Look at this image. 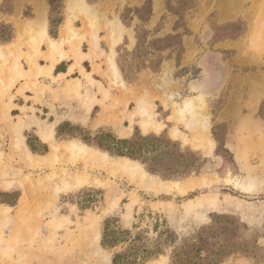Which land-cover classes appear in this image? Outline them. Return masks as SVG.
Returning a JSON list of instances; mask_svg holds the SVG:
<instances>
[{
    "label": "rangeland",
    "instance_id": "rangeland-1",
    "mask_svg": "<svg viewBox=\"0 0 264 264\" xmlns=\"http://www.w3.org/2000/svg\"><path fill=\"white\" fill-rule=\"evenodd\" d=\"M153 3L154 16L148 24L136 26L131 43L108 49L97 65L86 66L98 75L93 73L95 81L90 75L82 81L71 79L70 72L88 58L81 52L88 51L89 40L74 29L73 37L62 44L65 56L63 52L52 60L71 57L73 66L65 77L54 78L46 67L47 42L41 41V51L34 54L31 39L20 29L30 23L26 0H0V24L13 29V39L0 44V193L19 192L15 205L0 203V264H111L112 255L125 250L129 241L118 238L115 247H102L105 220L112 219L115 229L129 231L126 238L139 235L148 242L156 236L159 222V229L167 226L179 243L209 224L214 213L238 219L247 227L240 229L239 236L250 240V255L233 254L221 264H264V0ZM15 7L19 12L10 18ZM87 9L85 13L76 8L72 19L81 16L92 24ZM61 12L58 4L49 15L54 19ZM109 13L128 21L133 10ZM138 14L143 21L149 18L145 7ZM81 17L75 18V27ZM136 32L143 38L139 51L154 54L146 62L161 59L158 70L136 67L138 60L131 56ZM162 38L166 40L154 43ZM118 55L125 60L127 81L117 67ZM31 59L42 65L37 75ZM14 63L19 74L13 71ZM25 91L32 97H25ZM259 95L263 96L261 109L255 118H245L246 101ZM188 101L196 102L198 126L177 119L189 117L184 109ZM138 104L157 127L140 126V117L132 115ZM63 122L79 125L92 135L102 129L127 138L135 128L142 134H161L179 142L182 150H192L200 171L164 180L137 160L110 155L79 138H55V129ZM8 123L21 124L17 140L26 157L32 163L38 158L46 163L27 164L10 151L13 138ZM198 127L212 141L210 148ZM119 128L127 131L126 136H119ZM41 129L52 133L50 142L40 139ZM27 140L38 150L46 144L47 152L32 153ZM80 146L94 155V163L71 154L70 149ZM104 155L101 162L98 157ZM124 162L137 167L132 176L119 170ZM78 177L89 179L75 184L73 179ZM170 250L166 247L164 254L145 264H169Z\"/></svg>",
    "mask_w": 264,
    "mask_h": 264
},
{
    "label": "trees",
    "instance_id": "trees-1",
    "mask_svg": "<svg viewBox=\"0 0 264 264\" xmlns=\"http://www.w3.org/2000/svg\"><path fill=\"white\" fill-rule=\"evenodd\" d=\"M63 1L47 0L50 12L58 4L62 8ZM144 7L150 14V0H147L142 7L134 10L140 20L142 19L138 13ZM61 19L62 16L52 19L51 15H49L48 34L50 37L56 38L57 31H52V27L56 25L57 29ZM120 19L125 22L124 17L120 16ZM0 29H2L3 33V35L0 34V44L9 43L13 39L12 27L0 24ZM166 38L156 39L154 43L162 42ZM142 40V36L136 32V47L131 56L138 60L139 64L136 67L139 70L150 68L156 71L162 61L159 58L156 61L150 59V64L146 62L148 57L154 54L139 51ZM158 51L161 52L162 49ZM124 62L123 60L120 61L118 55L116 60L117 67L127 81L128 76H126ZM127 70L131 71L128 68ZM55 138H79L84 143L106 151L110 155L137 160L144 165L148 172L158 174L164 180L184 178L200 171L199 159L192 150H182L179 142L172 141L161 134H142L137 128H135L130 137L119 138L111 132L102 129L92 135L79 125L63 122L56 127ZM34 139L41 143L36 137ZM26 144L34 154L42 155L47 152L46 144H41V149L39 150L33 147L29 140H27ZM0 195L2 196L0 203L13 206L19 197V192L13 190L1 192ZM111 222L112 219H108L103 223L101 246L113 248L120 241L117 240L118 238H125V241H129L125 250L115 252L112 255L111 264H145V262L164 254L166 247L171 248L169 251V264H221L230 255L237 253L250 255L251 253L249 250L250 240L239 236L240 229L246 230L247 227L235 217L226 214H211L209 224L201 227L191 237L185 238L179 243L176 242L177 237L174 231L167 226L159 229V222H156V227L154 228L156 236L150 242L141 241L139 235H135L131 239L129 237L126 238L125 235L129 231L115 229L111 226ZM254 243H256V240Z\"/></svg>",
    "mask_w": 264,
    "mask_h": 264
},
{
    "label": "crops",
    "instance_id": "crops-1",
    "mask_svg": "<svg viewBox=\"0 0 264 264\" xmlns=\"http://www.w3.org/2000/svg\"><path fill=\"white\" fill-rule=\"evenodd\" d=\"M71 1L72 0L63 1L62 12H61L62 19L59 26L56 29L57 31L56 38H61L62 36V38L59 41H62L63 44V42H65L66 40H70L73 37V33L77 32L79 35L83 36L82 38L84 40L86 41L89 40L90 46L88 47V51L81 52L82 54L85 55L88 54L89 55L88 58L87 57L83 58L79 63H77V66L73 67V70L70 72L72 75H74L71 77V79H78L82 81L87 80L86 78L87 75H90V78L95 81V78L93 77V73L95 75H98L97 72L93 71L91 73V71L87 69L86 66L93 67L94 66L93 63L97 65V61L98 60L101 61L103 55L107 54L108 49L111 48L113 50H116L118 46L130 42L131 38L134 37L135 29L137 28L136 26L140 24H144V25L148 24L151 18L155 14V4L153 3V0H150V14H149V18L145 21L140 20L138 16L135 14L134 10L142 7L147 0H95L92 2H88V0H81L80 3L77 2L72 3ZM38 3L43 4L44 15H45V33H44V38L41 41L45 40L47 42V46H49L48 41L57 40V39L50 37L48 34L50 8L47 3V0H28V1L26 0V7L30 8V14L26 17V22L34 20L36 18L35 9ZM86 6L89 9H91L92 24L89 23L88 25L89 21H85L83 17L77 16V17H81V22L79 27H75V22H77V19L75 18L77 17L72 19V17L76 14L75 9L79 7L81 11L83 10V12L87 13L86 10L88 9ZM106 7H108V9L106 10L107 12L103 10V8ZM126 8L132 9L133 13H132V17L125 22L122 21L120 17L111 16L109 13L111 9L114 10V9H126ZM18 12H19L18 8L15 7L8 14V16L11 18L17 15ZM74 29H76L75 30L76 32L74 31ZM66 31L69 33L67 37H65ZM29 38L30 37L28 36V39ZM41 41L38 44L39 49L36 48V50H34L32 48L31 41L29 40V45H30L29 47L31 48L34 54H37L36 53L37 50L41 51L40 49L41 47H39L43 43V42L41 43ZM59 41H54V42H59ZM62 44H61V49H63L62 51L64 52V56H65V48H63V46L66 44H63V46ZM93 44L95 45L96 48L93 47ZM46 53H47L46 55L47 58L44 55V57L47 59L48 62L46 63V67H49L48 71L51 74V76L54 78L59 76L65 77L66 74H68L70 68H72L73 66L72 58L68 57L66 59L62 57L56 61H52V59L48 57L49 47H48V52L46 50ZM92 55H96V56H92ZM30 58H32V56ZM48 58H50L51 60ZM33 59H31L30 61L33 62ZM39 63L37 61L38 65H35L33 62L35 75L38 74L36 68L39 69L42 68V65ZM109 66L110 68L113 67V63L111 61ZM102 70H103L102 67H100L99 71L102 72ZM24 96L27 98L32 97L30 93H26V91L24 92ZM262 98L263 96L260 95L256 98L255 97L252 98L251 96L249 97V99L246 101L247 111L244 114L245 118L248 119L255 118L256 112L261 105ZM24 101H25L24 106L25 107L28 106L26 104V100Z\"/></svg>",
    "mask_w": 264,
    "mask_h": 264
},
{
    "label": "bare ground",
    "instance_id": "bare-ground-1",
    "mask_svg": "<svg viewBox=\"0 0 264 264\" xmlns=\"http://www.w3.org/2000/svg\"><path fill=\"white\" fill-rule=\"evenodd\" d=\"M71 2L72 3L73 2L80 3L81 0H72ZM35 13H36V18L34 20L30 21L29 25L26 26V23H25V24H23L24 26L22 28H20L22 33H24L25 35H28L30 37L32 48L34 50H36V48H38V44L44 38V33H45V15H44L43 4L38 3V5H37V7L35 9ZM20 35H21V33H20ZM68 35H69V33L66 31L65 32V37H67ZM48 44H49V46H48L49 47L48 57H50L52 60L56 59L55 58L56 55H59V56L63 55V51L61 49L62 41H59V42L48 41ZM93 47H95L94 44H93ZM0 53H1V51H0ZM36 69H37V73H38V71L40 69L39 68H36ZM111 69H112L114 75L117 76V73L115 72L114 66L111 67ZM13 71L16 74L20 73V70L18 68L17 63H14ZM9 87L10 86L8 85V88ZM193 103L195 104L196 102L195 101L194 102L193 101H188V102H186L184 104V109H185L186 112H189V117L179 116L177 118L178 121L181 122L184 125L195 124L196 126H198V123L200 122L199 121L200 113H199L198 110L195 109V107H194L195 105ZM132 115H137V116L140 117V120H139L138 123L144 129L157 127L156 125H154L153 122H151L149 120V118L147 116V113H145L143 111V108H142L141 104H138V106L136 107V109L134 110ZM8 127H9L8 129L10 131L11 137L13 138V141L11 142L9 149H10V151L13 154L17 155V157L19 156L21 158V160H23L27 164H39L40 162L46 163V161L43 160L42 158L41 159H39V158L35 159V161L32 163V161H30L29 158L26 157V152H25V149H24L23 145L17 140V133L19 132V129L21 128V124L20 123H8ZM198 129L200 130V132L204 136L205 146L210 148L212 141L209 138L205 137L204 128L203 127H198ZM117 133L119 134V136L121 135L122 137H124V136H126L127 131H125L123 128H119V129H117ZM39 136L41 137V139L44 142H50L51 139H52V133L51 132L47 133V130L45 131L44 129H41V131H39ZM80 148H82V149H79V150H73V149L71 150L70 149L71 154L74 155L75 157H81V158H83V160L85 162H87V163L89 162L90 164H92V162L95 160L94 155H92L91 153L86 151L84 149L86 147L80 146ZM86 149L88 150V148H86ZM75 153H77V154H75ZM98 158H101L100 159L101 162H104L106 156L104 155V156H101V157H98ZM47 161H48V159H47ZM135 169H137V167L134 164L131 165L130 163H127V162H124L123 165H121L120 168H119V170H121L122 173H124V174L126 173V174H128L130 176H132V174L135 171ZM88 179H89L88 177H82V178L78 177V178H74L73 182L75 184H79L81 182L87 181ZM94 182L97 183V184L101 183L99 180H94ZM189 184L192 185L193 183H189ZM190 185H188V186H190ZM69 186H70V183L66 182V187H69Z\"/></svg>",
    "mask_w": 264,
    "mask_h": 264
}]
</instances>
